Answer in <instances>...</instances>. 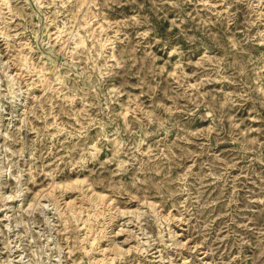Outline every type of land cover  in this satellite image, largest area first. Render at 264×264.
<instances>
[{"label":"rangeland","instance_id":"1","mask_svg":"<svg viewBox=\"0 0 264 264\" xmlns=\"http://www.w3.org/2000/svg\"><path fill=\"white\" fill-rule=\"evenodd\" d=\"M93 263L264 264V0H0V264Z\"/></svg>","mask_w":264,"mask_h":264},{"label":"bare ground","instance_id":"2","mask_svg":"<svg viewBox=\"0 0 264 264\" xmlns=\"http://www.w3.org/2000/svg\"><path fill=\"white\" fill-rule=\"evenodd\" d=\"M105 42H107V39H106V41ZM45 76V75H44ZM47 78V77H46ZM90 242V241H89ZM91 243V242H90ZM98 243V242H97ZM92 244V243H91ZM90 245V244H89ZM94 246V245H93ZM90 248V247H89ZM89 248H87L88 250H89ZM86 249V248H85ZM91 249V248H90ZM22 259V258H21ZM102 260V259H101ZM103 260H104V258H103ZM90 262V261H89ZM92 263V262H91ZM95 263V262H94ZM93 263V264H94ZM97 264V263H96Z\"/></svg>","mask_w":264,"mask_h":264}]
</instances>
